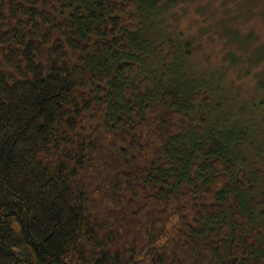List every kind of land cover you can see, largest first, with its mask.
<instances>
[{"label": "trees", "instance_id": "16d2710c", "mask_svg": "<svg viewBox=\"0 0 264 264\" xmlns=\"http://www.w3.org/2000/svg\"><path fill=\"white\" fill-rule=\"evenodd\" d=\"M176 4L0 0V264H264L255 131L183 77Z\"/></svg>", "mask_w": 264, "mask_h": 264}, {"label": "rangeland", "instance_id": "374dc122", "mask_svg": "<svg viewBox=\"0 0 264 264\" xmlns=\"http://www.w3.org/2000/svg\"><path fill=\"white\" fill-rule=\"evenodd\" d=\"M174 1L175 13L168 15L166 23L169 36L173 35V42L185 54L183 68L184 72L188 69L185 73L190 76L183 77L199 80L203 76L207 79L203 81H214L222 101L215 123L221 135H236L252 128L255 131L250 139L254 142L244 144L241 153L255 146L260 148L257 171L261 176L250 196L264 200V0H184L183 4ZM157 26L159 29L153 28L157 32L152 33L160 32L161 24ZM186 43H190V49L183 50ZM168 79L162 80L172 90L183 88L182 77L173 81L168 76ZM204 112L212 121L217 116L209 109ZM263 210L264 205L260 211ZM255 213L259 216L256 209Z\"/></svg>", "mask_w": 264, "mask_h": 264}]
</instances>
